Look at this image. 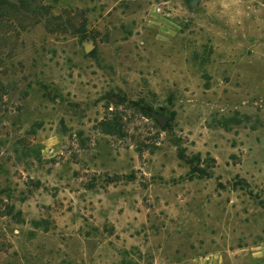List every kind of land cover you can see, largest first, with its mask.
<instances>
[{
	"label": "rangeland",
	"instance_id": "obj_1",
	"mask_svg": "<svg viewBox=\"0 0 264 264\" xmlns=\"http://www.w3.org/2000/svg\"><path fill=\"white\" fill-rule=\"evenodd\" d=\"M44 5L87 34L0 32V264H264V0Z\"/></svg>",
	"mask_w": 264,
	"mask_h": 264
},
{
	"label": "trees",
	"instance_id": "obj_2",
	"mask_svg": "<svg viewBox=\"0 0 264 264\" xmlns=\"http://www.w3.org/2000/svg\"><path fill=\"white\" fill-rule=\"evenodd\" d=\"M47 0H0V32L4 36L7 29L13 25V22L19 19H31L38 16V22L43 23L44 28L51 34H61L79 37H86L85 18L81 16L76 23V18L69 13L53 14L48 6L44 5ZM8 30V31H6ZM140 111L142 116L149 118L152 114V107L143 101L134 104ZM172 118L165 123L164 129L170 128ZM181 160L189 164L193 163V159L187 160L183 154H179ZM199 160L198 157L194 158ZM1 250V249H0Z\"/></svg>",
	"mask_w": 264,
	"mask_h": 264
},
{
	"label": "water",
	"instance_id": "obj_3",
	"mask_svg": "<svg viewBox=\"0 0 264 264\" xmlns=\"http://www.w3.org/2000/svg\"><path fill=\"white\" fill-rule=\"evenodd\" d=\"M195 5V2L193 1V2H191V6H194ZM160 123H161V125L163 126L164 125V123H165V121L164 120H162V119H160Z\"/></svg>",
	"mask_w": 264,
	"mask_h": 264
}]
</instances>
